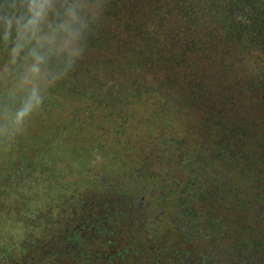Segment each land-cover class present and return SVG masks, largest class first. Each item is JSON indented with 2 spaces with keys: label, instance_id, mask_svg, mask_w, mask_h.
Segmentation results:
<instances>
[{
  "label": "rangeland",
  "instance_id": "374dc122",
  "mask_svg": "<svg viewBox=\"0 0 264 264\" xmlns=\"http://www.w3.org/2000/svg\"><path fill=\"white\" fill-rule=\"evenodd\" d=\"M25 2L0 0V233L28 235L48 218L46 206L85 191L88 182L80 184L74 169L91 152L104 164V156L120 159L113 170L129 171L124 182L144 172L138 182L153 201L157 179L173 204L189 205L181 196L193 177L189 188L175 184L165 163L175 142L210 125L200 120V89L186 64L200 45L195 30L204 20L217 30L221 12L228 22L238 14L249 19L264 37V0H48L36 44L22 40L15 25ZM67 9L78 15L76 44L57 32ZM152 75L168 79L156 87ZM150 143L161 152L147 155ZM134 150L147 155L144 169L129 161ZM102 163L86 169L98 177L94 184L113 172Z\"/></svg>",
  "mask_w": 264,
  "mask_h": 264
},
{
  "label": "trees",
  "instance_id": "16d2710c",
  "mask_svg": "<svg viewBox=\"0 0 264 264\" xmlns=\"http://www.w3.org/2000/svg\"><path fill=\"white\" fill-rule=\"evenodd\" d=\"M218 15L217 30L206 20L195 30L200 45L186 63L200 89V120L210 125L195 126L163 158L175 184L189 188L193 177L181 196L189 205L173 204L157 179L148 184L158 190L153 201L138 182L144 172L124 182L129 171L113 170L120 159L104 156V164L91 152L84 169H74L87 189L46 206L48 218L28 235L0 233V264H264V37L239 14L233 23ZM152 76L156 87L168 79ZM152 143L147 155L161 152ZM134 152L129 161L144 169L147 155ZM102 161L113 172L94 184L98 177L86 169ZM113 174L122 178L110 182Z\"/></svg>",
  "mask_w": 264,
  "mask_h": 264
},
{
  "label": "clouds",
  "instance_id": "9594fccd",
  "mask_svg": "<svg viewBox=\"0 0 264 264\" xmlns=\"http://www.w3.org/2000/svg\"><path fill=\"white\" fill-rule=\"evenodd\" d=\"M49 9L48 0H26L23 12L15 18L17 32L22 40L36 44L44 38V21ZM64 15L67 18L63 23L64 27L57 29V32H62L64 38L76 44L80 37V29L74 27L78 22V15L70 9ZM73 52L75 54V50Z\"/></svg>",
  "mask_w": 264,
  "mask_h": 264
},
{
  "label": "flooded vegetation",
  "instance_id": "af4514ba",
  "mask_svg": "<svg viewBox=\"0 0 264 264\" xmlns=\"http://www.w3.org/2000/svg\"><path fill=\"white\" fill-rule=\"evenodd\" d=\"M156 202V201H155Z\"/></svg>",
  "mask_w": 264,
  "mask_h": 264
}]
</instances>
